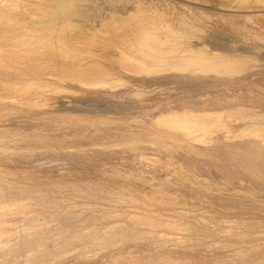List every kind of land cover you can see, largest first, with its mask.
Here are the masks:
<instances>
[{"label":"rangeland","instance_id":"374dc122","mask_svg":"<svg viewBox=\"0 0 264 264\" xmlns=\"http://www.w3.org/2000/svg\"><path fill=\"white\" fill-rule=\"evenodd\" d=\"M32 1L34 0H31L32 6L37 7L35 3L37 0L34 3ZM81 1L83 0L79 1L77 9L80 7L82 10L85 7L88 9V6L90 10L95 8L90 12L92 18L90 15L88 18L89 12L85 10L86 8L84 9L86 12L79 9L78 14L82 11L83 15L87 16L80 15V17L86 20L88 18L89 21H94L93 16L97 13L98 16L105 18L112 14L126 16L134 10V7L147 5L145 8L148 10L154 8V12H164L162 14L166 16L163 17L175 23L190 21L188 23L191 25L192 23H195L197 27H199L198 24L202 25L200 26L203 30L201 34L204 35H198L206 37L203 38L204 40L200 38L198 42L195 38L186 36L185 38L191 40L189 41L191 44L197 46L202 44L201 46L206 48L202 47L203 51L209 49L214 55L219 53L222 56L226 55L225 57H244L248 59V66L242 70L244 73L240 71L241 73L237 72L233 76L238 78L237 80L219 79L221 75L212 77L204 73L201 75L179 73L180 75L176 76L171 74L175 71L169 69L159 73H165L163 76L154 73L156 77L150 73L149 77H145L150 84H141L131 78L130 80L133 81L127 85L120 84L119 87L115 86L116 89L114 87V90L105 92L99 87L87 86V88L80 85L81 88L83 87L81 89L77 87V84L75 86L77 89L73 87L74 84L66 85L68 89L66 86V88L63 87V92L61 86L57 84L56 91L58 92L47 99L50 106L42 105L39 107L40 111L38 108L27 109L26 107L25 109L22 105H19L22 108L12 106L7 110L6 108L1 109L0 114H6L0 115L4 116V120L5 118L7 121L17 119V123L8 122L7 128L0 130V175L3 170H5L3 171L4 176L14 174V176H6L11 177L10 182L14 183L20 178H22L19 180L20 183L24 180L23 183H27V180L29 183H35L38 179L46 180L49 187H42V190L53 189L52 194L65 202L64 204H75V208L84 206L78 209L83 211L78 221L82 220L85 215V218L93 216L90 221H80L78 225L70 223L71 219H63L69 221V224L64 226L68 227V231L64 227L61 230L65 229L64 231L70 235L73 229L75 231L82 229L86 232L89 228L87 233L91 232L90 234L93 235L96 229L90 230V224H109L110 222L128 229L151 233L150 240H148L149 237L133 239L135 237L130 236V239L123 238L124 240L119 239L121 241H113L114 244L106 243L105 245H109L104 246V250L97 246H90L91 251L89 247L86 249L83 247L84 250L78 248V250L77 247L72 248L71 246L72 251L68 250L71 253L66 252L67 255L64 253L66 257L63 256L67 260L56 259L51 263H48L50 261L46 263L132 264L131 261L136 259V261L140 260V264H264V171L259 175L251 173L246 166L247 162L233 154L234 151L229 147L214 151L216 154L213 150L204 153L201 150H198L199 152L195 150L196 152L191 154L186 146L188 144L178 142L175 137L168 138V149L165 150H161L152 138L154 134L152 123L158 117H163L162 113L167 110L179 111L184 108L229 110L239 107L240 112L248 110L264 115V2L260 4L255 0H220L222 5H219V0H210L209 3L208 1L204 3L202 0L194 2L193 0H91L89 5L86 4V0H84L85 4ZM28 2L30 3V0ZM237 5L242 13H239V9L235 10L238 8ZM251 10L261 11L262 15L254 19L251 17L254 15ZM232 11H236L238 15L233 14ZM49 20L47 19L51 26L63 23L59 20ZM47 21L44 20L45 23L40 25L49 24ZM92 21H90V26L95 27L97 24ZM162 29L163 27L159 30ZM162 31L165 33L164 29ZM254 61L257 63L254 64ZM250 62L254 68L250 67ZM238 73H240L239 76ZM20 86L19 88H22V85ZM127 87L143 89L144 96L141 95L142 98L130 96L131 93L126 92ZM115 92L117 95H114ZM55 102L59 105L53 106ZM7 111L13 112L8 115ZM2 117L0 120H3ZM234 122L237 123V120ZM79 131H81L80 134L77 133ZM106 131V134L103 133ZM260 131L256 130L252 133L254 140L259 141L258 139L262 137L263 131ZM94 134L96 137L91 138ZM241 139L239 145L244 143ZM240 152L243 153V151ZM26 153L30 155L34 153L35 158H40L37 167L35 165L25 166L26 158H29ZM5 156H11V159ZM254 158L257 166L261 167L262 163L264 168V158ZM19 159L21 163H24L23 166L16 165L14 162ZM34 173L39 175H34ZM21 174L34 175L35 180H29L26 176L19 177ZM13 177L16 178L13 179ZM84 183L94 185L93 193L96 194L94 199L87 197L86 193L89 192V190L86 192L87 188L79 186ZM68 185L72 187L69 189ZM82 188L85 191H82ZM150 198L153 200H149ZM153 201L155 211L149 208L152 206L151 203H154ZM134 216H143L149 218V221L157 217L160 228L155 226L157 221L152 222L153 227H149L150 224L146 227H140L138 224L136 227L134 224L137 223L131 222ZM39 219L42 221L35 222V224L42 225L44 222L43 227L51 225L50 227L55 228V224L58 223L55 220L53 222L52 219L51 222L44 217ZM175 222L180 230L178 227L171 228L164 225V223L170 225L174 223L173 225L177 226ZM21 223L24 224L23 221ZM59 226L57 225L55 229L58 230L62 225ZM186 226L191 229H185ZM47 231L49 232V229ZM60 231H57L58 234L57 232L53 234L63 238ZM66 233L64 232V235ZM152 235L156 237L155 241ZM67 237L68 235L64 238ZM148 241L151 242V245L149 244L151 247L146 244ZM153 241L155 243L152 244ZM67 245L70 246L68 243ZM107 247L109 250L106 249ZM73 250H77L78 253L76 251L74 253ZM81 253H87L88 257L87 254L86 258ZM159 255L160 258H156ZM161 255L166 258L163 256L161 258ZM2 258L4 257H0V262ZM24 258V256H19L15 264H26L24 262L29 261L31 262L27 264H35V260L36 262L39 260H27L29 259L27 257L25 260ZM44 262L40 260L36 264H46Z\"/></svg>","mask_w":264,"mask_h":264},{"label":"bare ground","instance_id":"6f19581e","mask_svg":"<svg viewBox=\"0 0 264 264\" xmlns=\"http://www.w3.org/2000/svg\"><path fill=\"white\" fill-rule=\"evenodd\" d=\"M28 1L29 0H0V110L5 108L7 110V108L10 107L12 108V106L13 108H15V106H18L19 108L21 105L25 109L27 107V109L38 108V110L39 107L42 105L50 106V104L48 105L47 103V99L55 92H58V90L56 91L57 84L61 86L60 87L61 90L66 88L68 84H72V85L74 84L73 87H75L77 84L78 85L77 87L80 88L82 85L85 87L90 86L92 88L99 87L102 88L103 89L102 91L105 92L112 90L115 86L117 87L120 84H123L125 86L127 85V83H130L133 80L141 84L142 83L150 84V81L148 82L145 79V77L150 76V73H152V75L156 73L158 75L163 76V74L165 73H161V74L159 73L161 71L165 72L166 70L169 69L170 70L172 69L173 72L175 71L174 73L171 74L176 76L183 73L191 74V75L194 74L201 75L204 73V75L209 74L212 77L214 75H217V77L221 75L219 79L222 78L228 80L229 79L237 80L238 78L233 76L240 71L244 73V71L242 70L244 68L246 69V67L248 66L247 65L248 59L246 60L244 57H238V56L225 57L226 55L222 56V54H220L221 55L220 56L218 52L217 55H214V53H211V51L208 48H207L208 49L207 52L205 50L206 48L204 46H201L202 44L200 43H199L200 45L198 46L191 44V42H189L191 40L185 38L186 36L189 35V37L191 36L195 38V40H197L198 42L201 40L200 38L203 39L204 37H206V36L200 37L202 35L201 33H203L202 28H200V26L202 25L198 24L199 27H197L195 23L194 24L192 23V25L188 23L190 21L187 22L188 24L183 21L180 22L178 21L175 23V21L163 17L166 16L162 14L164 12L162 11H161L162 13L154 12V8L152 9L150 7H149L150 9L148 10V8H145V6L147 5L144 4L139 3L140 5H144V7L136 5L137 7L136 8L134 7V10L132 8L133 11H131L129 14L127 13L126 16H118V14H112L111 16L105 18L103 16H98L97 13L95 14V16H93L94 21L90 20L95 24H97L95 27H93L90 26L91 24L88 18L91 10L92 9L94 10L95 8H92L90 10V7L88 5H87L88 9L86 7H85L86 9L83 7L85 10H88L89 12L87 20L83 19L82 17H80V15L82 16L83 15L82 11L85 10L84 9L82 10V8L80 7L79 9L82 11H80V13L78 14L79 9H77L80 0H78V2L77 0H37L38 2L37 1L35 2L34 0V2L37 4V7L35 6L37 9L34 6H32L31 0L30 3ZM86 1L83 0L81 2L83 3L85 2L86 4L90 5L91 0L89 1L86 0ZM194 1L197 0H193V2ZM202 1L203 2L208 1L207 3H209L210 0H202ZM219 1L218 4L222 5L221 1L220 2ZM255 1L257 3L264 2V0H255ZM34 2L32 1V3ZM237 6L238 8H235V10L239 9V5ZM236 11L234 12L232 11V12L233 14L238 15L235 13ZM240 12L242 13V11L239 9V13ZM252 13L254 15L251 17L254 19L262 15L261 11H252ZM85 17L87 16L85 15ZM192 18L194 19V17ZM47 19L59 20L60 22L63 23L59 24L58 26H54V24L53 26H51L50 23L47 21ZM44 20H46L49 24L40 25L45 23L43 22ZM187 26L189 27L187 28ZM161 27H163L165 33H163L162 31L163 29L159 30L161 29ZM204 32H208V31H204ZM206 34L209 35L208 33H205V35ZM202 47L205 48L204 49L205 51H203ZM255 62L256 61H254V64ZM251 66L252 64L250 62V67ZM240 73H238V76ZM57 75H59L58 78L60 80L57 78ZM141 77H144V79H140ZM131 78H133V80H130ZM20 85H22V88H19ZM77 87L75 88L77 89ZM127 88L128 89L126 90V92L127 91L130 92L131 93L130 96L136 98L137 96L139 97H141V95L142 97L144 96L143 89L130 88V87ZM59 93H60V89H59ZM114 95H117V93L115 92ZM56 105L58 106L59 104H56L55 102L53 106ZM240 110L241 109L238 107L237 109L234 108L229 110L228 109L216 110L212 108H204V109L184 108L183 110H179V111L176 110L164 111L163 112L164 114L162 113L163 117L159 118L158 115L157 116L158 119L157 120L155 119L156 121L152 119V122L154 121L152 123L154 124L152 125V127H154V131L151 130L154 133L152 137L154 139L153 141H155V143L157 144V146H159L161 150H165L168 149V144H167L168 138L175 137L176 140H178V142H184L188 144L186 146H188V150L191 154L195 150L197 152H199L198 150H201L204 153L209 151L211 152L212 150L214 152V151L222 150L225 147L226 148L229 147L231 150L234 151L233 154L240 156L238 158H241L247 162L246 166L249 168L251 173H254V175L255 174L259 175L261 174V172L263 173L264 168L262 167V163H261V167L257 166L256 164L257 162L254 157L264 158V115L257 114L258 112L252 113L248 110L246 112L245 111L240 112ZM12 112L10 111V113L8 112L7 114L11 115ZM2 114L6 115L4 113ZM3 117L1 119H3ZM234 120H237V123L234 122ZM30 121H32V119ZM8 122L17 123V119L16 120L10 119L7 121L5 118V120L4 119L0 120V130L7 128L9 124ZM256 126L258 127L255 128ZM256 130L263 131L262 137L258 139L259 141L254 140V137L252 136V133L255 132ZM77 133L80 134L81 131ZM103 133L106 134L107 131ZM93 136L94 137L91 138H95L96 134H94ZM241 138L244 140V143L239 145V140ZM240 151H243V153ZM26 154H28L29 158H26L27 164L25 166L31 167L32 165H35V167H37V162L40 158L38 157L35 158L33 155L34 153H32V155H30L29 153ZM193 154L196 155V153ZM6 158L11 159V156H8ZM19 160L14 162L16 163V165L18 164L20 166L21 165L23 166L24 163H21L22 161ZM241 162L242 164L244 163L243 161ZM3 171L5 172V170ZM3 171H1L2 175H0V257L1 256L4 257L2 258L3 259L2 262H0L1 264H15L19 256H24L25 258L26 257L29 258L27 260L39 259L38 261L43 260L45 261L44 263L50 261L48 263H51L56 259H61V260L66 259L64 253L65 254L66 252L71 253L68 250H71L74 247H77L76 249L78 248L82 249L83 247H85L86 249L88 247L90 248V246L91 247L97 246L99 248H103L104 246H107L109 244H114V242L121 241L123 238L125 239L129 238L130 236L135 237L133 239L136 238L147 239V237H149L148 240H150L151 233L147 234L138 231L137 229L136 230L128 229L122 225L114 224L110 222L109 224H105L102 222V220L101 222L103 224H96V225L90 224L91 225L90 230L92 229L97 230V231L95 230V232L93 231L96 236L94 234L93 235L90 234L91 232L87 233L89 231V228L87 229L86 232H83L82 229L81 230L76 229V231L73 229L71 230L72 232H70L69 235L66 233V231H64L65 229L67 230L68 228V227L65 228L64 226L69 224V221L67 222L66 220L71 219L72 221H70V223H76V225H78L77 224L78 222L80 224L81 222H85L88 220L90 221V219H93V216L85 218L86 216L85 215L84 217H82V220H80L81 221L80 222L78 221L79 220L78 218L82 215L83 211L81 209L80 210L78 209L82 206L80 207L78 206L79 208H77L76 206L77 208L76 209L75 204L74 205H72V203L71 204L69 203V205L64 204L65 202L61 201V199L60 200L57 199V197H55L56 195L54 196V194H52L53 189L42 190V187L45 186L49 187V184L47 183L46 180L40 181L38 179V181L35 183L33 182L29 183L27 180V183H23L25 182L24 180L20 183L19 180L22 179L20 178L18 181L15 180L16 183H14L12 181L10 182L9 178L11 177H6L9 175L14 176V174H8L4 176ZM34 175H37V173L36 174L34 173ZM34 175L21 174L19 175V177L26 176V178H28L29 180L32 179L35 180ZM16 177H13V179ZM63 183H65V181ZM68 186L69 189L72 187V185H68ZM79 186L87 188L86 192L87 190H89V192L86 193L88 198L91 199L92 197L93 199L95 198L94 196H96V194L93 193L94 192L93 190L95 188L93 184L84 183ZM64 188L67 189L68 187H64ZM81 190L85 191V189L83 188ZM149 200H153V199L150 198ZM148 202L150 204V201ZM73 203H77V202H73ZM147 204L145 205L147 206ZM152 204H155V202L151 203V205ZM154 207L155 205H152L149 208L154 210L155 209ZM157 207L158 206H156V208ZM43 217L45 219L47 218L50 221L52 219L53 222L54 220L58 222L56 224L53 223L55 224V228L57 225L60 226L62 225V226L61 227L59 226L60 228L56 230L54 227L53 228L50 227L51 225L50 226L48 225V227L50 228L43 227L45 224L44 222L42 225H36L35 222H39L41 220L39 218H43ZM154 218L151 219L153 221L151 220L149 221L148 220L149 218L147 219L146 217L143 216L140 217L134 216L133 218H131L133 219V221L131 220L130 221L132 223L136 222L137 224H134L135 226L139 224L140 227L143 226L146 227L150 224L151 226L149 227H153L152 222L156 223L155 221H157V217L156 219ZM22 221L24 224L21 223ZM158 222L159 220L157 221V225L155 226L160 225ZM173 224L170 225L164 223V225H166L167 227L168 226H170L171 228L178 227L176 222L175 224L177 226H174ZM187 226L185 227V229L190 228V227L187 228ZM63 227L65 229L61 230L63 229ZM183 227L184 226L182 225V228ZM48 229L49 232L47 231ZM57 231H60V235L62 234L63 236L62 235L61 236L63 238L53 234V232H57ZM63 231L66 233V235H68L67 238H64L66 237V235H64ZM186 231L188 232V230ZM58 233L59 232H57V234ZM153 238L155 241L156 237L153 236ZM110 241L112 242L114 241V242L112 243ZM154 241L152 242V244L155 243ZM108 242L109 244L105 245ZM67 243L70 246H68ZM146 244L151 245V242L148 241V243ZM91 249L92 248H90L89 250L91 251ZM104 249L105 248H103V250ZM106 249L109 250L108 247ZM74 251L77 252V250H73V252ZM85 251L88 252V250ZM86 254H82V255L85 256ZM86 256L88 257V254ZM162 256L163 255H161V258L163 257L166 258L165 256L163 257ZM91 258L89 260H91ZM156 258H160V255L159 257ZM131 260L132 259H130V261ZM33 261L34 260H32V262ZM132 261H134L135 263H133ZM132 261H131L132 264H136V263L140 264L139 263L140 260L136 261V259L135 260L133 259ZM30 262L31 261L24 263L27 264ZM37 262L35 260V264Z\"/></svg>","mask_w":264,"mask_h":264}]
</instances>
